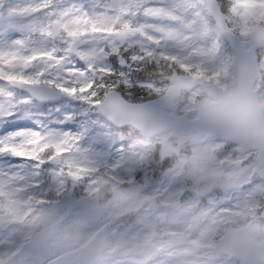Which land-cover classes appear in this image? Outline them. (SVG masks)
I'll list each match as a JSON object with an SVG mask.
<instances>
[{"label": "rangeland", "instance_id": "374dc122", "mask_svg": "<svg viewBox=\"0 0 264 264\" xmlns=\"http://www.w3.org/2000/svg\"><path fill=\"white\" fill-rule=\"evenodd\" d=\"M166 1H168L167 4ZM166 1L164 9H159L156 6L157 0H65L61 5L53 4L50 0H0V83L5 85L6 77L15 71L14 75L43 82V85L53 90L55 88L52 82L74 87L79 83L76 77L80 75V69L76 63L77 58L86 62L90 69H95L93 75L96 79L101 78L100 73L104 63L102 51L106 49L109 56L118 51L117 44L112 35L107 34L109 32L106 29L113 28L112 21H115L117 16L123 13L126 19L129 18L132 21L117 22V24L122 23L120 28L127 23L133 24L139 33L138 37L128 40L125 49L137 47L139 50L148 52L149 46L154 44L159 50L155 56L163 57L167 65L174 62L180 72L187 73L186 76L200 82H210L219 88L230 84L232 76L223 67L221 55L216 50V43L212 36L205 31L199 19V12L191 6L189 0ZM222 6L227 21L243 42L247 41V34L251 26L256 23L264 26V0H223ZM143 12L148 14L163 12L169 15L173 21L165 25L152 23L143 16L136 15V13ZM55 13L59 19L52 18ZM9 14H17L21 19L10 23L7 21ZM34 16H40L41 19H35ZM78 19L82 23L77 24ZM54 20L58 21L60 27V35L57 38L59 41L55 45L51 44L44 35L46 27ZM85 20L88 23H83ZM93 22H96V31L92 30ZM73 30L79 33L75 37L69 35V32ZM22 35H25V41L22 40ZM76 39L81 41V45L76 48V54H67V47L72 40ZM22 44H24V48L21 47ZM259 65L261 79L255 88L258 90V100L264 101V50L260 52ZM165 89L166 87L155 92L158 95L160 90ZM75 94L82 95L80 87H76ZM188 95V101L183 100L182 109L178 110L176 114L190 110L195 101L201 104L210 101L201 90H193ZM87 99L91 101V97ZM75 109L78 114L73 113ZM47 110V114L36 117H42L44 120L43 122L38 121L39 125H42L41 133L62 130V134L72 137L70 144L62 146L63 150L60 152L63 155L64 171L67 174L64 175L68 181L67 191H65L62 181L55 190L57 194L71 193L74 189L79 188L84 192H91L93 179L89 177L88 171L97 166H103V174L108 171L114 172L109 173L114 176L124 173L127 183L131 182V178L133 180L128 163L120 159L118 150L123 148L121 145L94 143V139L98 135H108V130L100 125L99 119L95 116L92 117L93 107L89 103H82L80 99L64 98L56 109L53 107ZM67 113L74 114V120L67 119ZM18 117L21 118L20 121L14 119L12 123L23 122L30 128L39 131V128L31 124L29 119ZM195 117L194 114L188 118L194 119ZM20 139L19 136L13 137L9 141L6 138H0V141H3L0 146L19 143ZM138 141V145L141 147L150 146L158 154H160L161 147L168 143L171 147L168 159L174 158L178 163L175 166L172 164L171 168L165 171L166 178L163 181L153 182L149 185L141 199L137 198L131 201L130 194L126 189L115 188L111 185L109 187L111 193H107L108 202L106 205H112V209L106 208L105 211L115 210V208H119V211L123 210L120 208L145 210L146 206L141 207V204L144 206L147 203L151 205L163 202L172 206L169 208L168 216L172 215L171 219L175 220L177 226L185 228L188 224L190 225L191 219H193L189 216L190 211L186 203L179 204L181 201H187L181 199L182 189L179 185L186 183L188 187L201 189L204 193L219 191L220 195L213 194L214 198L210 200V207H206L209 215L206 217L207 222L204 223V226L214 229L215 223L220 221L238 224L247 219L256 222L260 217H262V221L259 225L264 224V207H260L257 203V201H262L264 205V191H262L264 188H259V184H257L251 192L247 191L249 179L253 178L251 176H253L252 168L254 166L247 171L239 168L238 161L247 159V155H234L235 147L228 153L224 152L221 157L215 158L211 152L219 145L212 140L197 136L169 139L167 134H162L151 140ZM100 149L107 153L106 157L99 158L96 155ZM31 150L30 147L25 149L29 153ZM134 158L138 160L136 151ZM155 160L159 163L158 159ZM15 168L10 167L11 170ZM13 174L10 177L0 176V195L5 201L3 210L7 212V215L3 216L4 219L0 220V227H4L0 233V263L16 253L21 241L29 237L33 228L44 226L49 221L62 216L56 206L43 204L41 198L35 201L36 205L31 201L29 204L31 193L17 194V190H23V181L20 182V178L17 179L15 171ZM145 175L147 178V169H145ZM21 176L24 181H30V173ZM57 176L60 177L59 171H57ZM173 176L176 181L171 189L168 184ZM209 183L212 184L211 187L207 186ZM50 194L53 195V191ZM163 194L172 197L167 199ZM119 200L122 202L120 203ZM141 210L139 215L142 216ZM109 215L115 226L110 234V249L116 248L114 242L125 247L131 238H134L135 243L138 244L147 240L145 235L133 233L132 235L126 234L127 238L121 241L120 236L123 231H118V226H121L122 222L115 221V217L111 213ZM197 218L193 224L196 223ZM80 222V215L75 212L72 220L56 232L51 240L52 243L60 244L64 236H71L78 230ZM8 223H15L16 227L10 229ZM179 227L175 230H181ZM197 232H207V229H195V233ZM258 232L263 233L260 236ZM259 236L264 238V231H254L253 241H261ZM84 237L86 236L84 235ZM109 254V259L113 261V264H120L116 260L115 252ZM22 264H35V262L25 261Z\"/></svg>", "mask_w": 264, "mask_h": 264}, {"label": "snow or ice", "instance_id": "6c2138e0", "mask_svg": "<svg viewBox=\"0 0 264 264\" xmlns=\"http://www.w3.org/2000/svg\"><path fill=\"white\" fill-rule=\"evenodd\" d=\"M77 24L82 23L79 19ZM83 23H88L87 20ZM128 29V25L125 24L124 28L117 33V35H123ZM93 31H96V22H93ZM108 32H112V28L106 29ZM79 33L76 30L69 32L70 36H77ZM50 55V54H49ZM77 66L80 69V75H77L76 80L79 81L74 87H68L63 83H53L55 92L49 89L41 88L35 93L36 99L42 102L48 101L54 102L56 100L70 98L80 99L82 103H89L93 108H103L107 114V118L111 124L118 126L123 131L126 127H132L135 124H154L150 113L152 110L151 105H133L124 98L123 92L125 90L131 94L133 89H140L144 86L146 77L143 72L132 70L133 64H139L135 55L129 53L115 52L111 54L103 63V70L100 73L101 79L97 80L93 75L94 68L90 69L88 64L79 58L76 60ZM83 77V78H81ZM9 80L18 81L21 83H35L31 78H24L21 76H8ZM112 80L109 84L108 81ZM76 87H80L82 95L75 94ZM99 89V90H97ZM91 97V101L87 98ZM228 98L221 97L217 100V103H225ZM67 119L74 120V114L67 113ZM21 118L17 117L20 121ZM39 127V125H37ZM18 130V131H17ZM0 134H8L13 137H21L19 143H9L4 146H0V152L10 154L11 159L6 161L10 165L17 167H28L31 169V175L29 180L35 182L38 187L41 188L43 193L57 190V185L62 181L66 188V179L57 176L59 168L57 157L63 150L64 145H69L72 137L66 134H62V130L49 131L41 133L35 129L30 128L23 122H16L12 124H6L4 127H0ZM221 139H228L226 135H221ZM116 141L118 144H123L124 147L118 151L120 153V159L128 163L130 171L136 180H142L146 178L145 165L148 168L153 169L152 181L161 182L165 177V171L168 168L169 162L167 160L157 163L155 159H146L137 161L134 158V152L138 145L134 138L125 137L120 140H116L112 135H98L94 139V143L98 145H104ZM32 148V151L26 152V148ZM233 149V143H226L222 147L221 151L228 153ZM240 151L247 154V159H240L238 161V167L247 171L252 166H258L259 169L264 172V144L258 145H243ZM99 158L106 157L107 153L100 149L96 153ZM258 183H262L255 178L249 179L247 185V191L251 192ZM59 194V193H58ZM192 193L185 191L181 194L182 200H188L192 197Z\"/></svg>", "mask_w": 264, "mask_h": 264}, {"label": "water", "instance_id": "95a60500", "mask_svg": "<svg viewBox=\"0 0 264 264\" xmlns=\"http://www.w3.org/2000/svg\"><path fill=\"white\" fill-rule=\"evenodd\" d=\"M207 3L210 11L215 15V17L221 23L223 19L217 8L215 0H207ZM224 30L226 31V34H228L227 33L228 31L225 29V27ZM228 37L230 39L231 44L233 42L236 44L237 47V51H236L237 58L234 61L236 84L232 88L227 89L226 91H220L216 88H213L211 85H206V86L203 85V87L205 90H207L209 95L216 100H218L221 97H225L228 99L236 98L244 101H255L254 93H251L250 91L252 81L256 76V68L254 65L252 54H253V49L259 46L261 44V41L260 43L259 42H256L255 44L252 43V48L248 52H243L242 51L243 46L237 43V38L229 35ZM117 38L121 42L124 41V36L119 35L117 36ZM171 82L173 84L172 88L169 90L166 97L164 98L167 101H169L180 89L185 87H190L191 85L194 84L180 77H173ZM147 105L163 106V102L162 100H159L155 102H149ZM204 109L211 111L214 117L211 120H207V125L205 123L203 125L201 124L202 115L199 114V119L197 121L189 123L186 127H178L175 121L185 122V118L175 121H170L169 123L166 122L163 124H158L155 122V120L159 115L157 116V113L152 106L151 112L155 113V115L150 114V116L152 121L155 122V125L158 126H154V124H145V125L142 124L145 127L140 126L139 129L146 135H152L162 130L172 129L173 136H176L178 134H190L195 131L200 134L215 135L219 140H229L231 142H237L240 143L242 146L264 144V125L254 124L251 122H240L227 118L224 115H222L221 112L218 110V103L213 104L212 106ZM221 135H226L228 139H221L220 138ZM260 176L264 178V172L261 171ZM42 234L46 235L47 238L50 235V231L47 230ZM35 239H32V241L29 244L25 245L21 253L13 257V259L10 260L7 264H16L24 258L35 257L36 254L34 253L29 254L31 250L35 251V249L37 248H42V250H45L44 241L41 244L40 240L36 241Z\"/></svg>", "mask_w": 264, "mask_h": 264}, {"label": "clouds", "instance_id": "9594fccd", "mask_svg": "<svg viewBox=\"0 0 264 264\" xmlns=\"http://www.w3.org/2000/svg\"><path fill=\"white\" fill-rule=\"evenodd\" d=\"M218 110L232 120L264 125V101H244L233 98L218 104Z\"/></svg>", "mask_w": 264, "mask_h": 264}, {"label": "trees", "instance_id": "16d2710c", "mask_svg": "<svg viewBox=\"0 0 264 264\" xmlns=\"http://www.w3.org/2000/svg\"><path fill=\"white\" fill-rule=\"evenodd\" d=\"M138 68L141 69V72L145 75L146 79H153V78H162L163 80H166L167 77L171 74L170 67L166 66V64L162 65H156L155 63L145 62ZM125 92H123L124 94ZM127 96V94L125 93ZM132 101H138L136 99H146L147 93L142 89H133L131 94L127 96Z\"/></svg>", "mask_w": 264, "mask_h": 264}]
</instances>
